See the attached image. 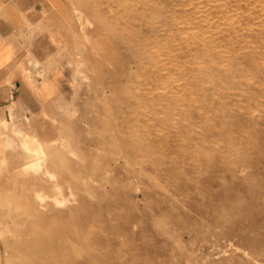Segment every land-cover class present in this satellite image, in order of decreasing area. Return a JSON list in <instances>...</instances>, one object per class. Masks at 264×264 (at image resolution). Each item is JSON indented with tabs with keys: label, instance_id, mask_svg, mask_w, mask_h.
Listing matches in <instances>:
<instances>
[{
	"label": "rangeland",
	"instance_id": "374dc122",
	"mask_svg": "<svg viewBox=\"0 0 264 264\" xmlns=\"http://www.w3.org/2000/svg\"><path fill=\"white\" fill-rule=\"evenodd\" d=\"M78 19L74 101L0 126V264H264V0Z\"/></svg>",
	"mask_w": 264,
	"mask_h": 264
},
{
	"label": "crops",
	"instance_id": "0c3cea01",
	"mask_svg": "<svg viewBox=\"0 0 264 264\" xmlns=\"http://www.w3.org/2000/svg\"><path fill=\"white\" fill-rule=\"evenodd\" d=\"M101 0H0V126L19 118L57 116L74 101L71 63L91 69L97 33L81 24L99 17ZM85 18V19H84Z\"/></svg>",
	"mask_w": 264,
	"mask_h": 264
},
{
	"label": "bare ground",
	"instance_id": "6f19581e",
	"mask_svg": "<svg viewBox=\"0 0 264 264\" xmlns=\"http://www.w3.org/2000/svg\"><path fill=\"white\" fill-rule=\"evenodd\" d=\"M16 133L17 135H21L20 132H16ZM2 144H3V141H0V160L4 159V150H3ZM22 146L26 154L25 160L30 163L28 164V167L31 168L32 170H36L39 166V162L42 159V152H41L40 145L37 143L34 137L30 135H26V136L23 135Z\"/></svg>",
	"mask_w": 264,
	"mask_h": 264
}]
</instances>
